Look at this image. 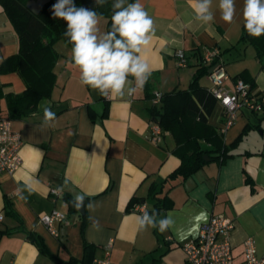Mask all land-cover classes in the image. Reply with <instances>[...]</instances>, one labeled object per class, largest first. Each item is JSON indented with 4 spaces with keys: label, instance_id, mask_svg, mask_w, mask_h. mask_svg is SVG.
<instances>
[{
    "label": "crops",
    "instance_id": "1",
    "mask_svg": "<svg viewBox=\"0 0 264 264\" xmlns=\"http://www.w3.org/2000/svg\"><path fill=\"white\" fill-rule=\"evenodd\" d=\"M141 2L156 29L140 53L152 69L142 91L129 97L126 86L125 97L106 98L83 86L78 69L68 62L72 46L58 39L50 94L33 111L10 118L12 130L22 138V162L13 174L0 173V264H89L103 256L108 244V264H185L182 245L213 214L234 221L231 240L238 259L248 236L257 255L264 256V110L240 109L223 136L229 156L220 162L204 155V163L186 176L174 173L180 158L172 133L163 130L159 142L148 137L155 109L163 102L154 103V93L187 89L207 48L221 52L229 75L223 87L232 89L241 79L264 95V59L258 55V48L264 53V36L241 39L243 0H236L230 24L220 18L219 0H213L215 19L209 24L195 20L189 0ZM103 17L101 31L107 32L108 17ZM18 46L17 33L0 4V65ZM178 49L185 52L186 66L176 63ZM199 83L212 87L208 74ZM24 89L19 73L0 72V117L10 116L9 97ZM219 105L215 121L209 117L218 130L224 118ZM46 106L56 114L54 127L43 123ZM247 175L252 184L246 182ZM51 186L59 195L50 192ZM66 195L83 196L82 213ZM157 198L163 199V206H156ZM137 204L149 212L155 209L158 219L170 213L173 227L164 233L140 230ZM52 210L66 215L55 225L57 236L40 222ZM27 232L38 236L42 250Z\"/></svg>",
    "mask_w": 264,
    "mask_h": 264
},
{
    "label": "trees",
    "instance_id": "2",
    "mask_svg": "<svg viewBox=\"0 0 264 264\" xmlns=\"http://www.w3.org/2000/svg\"><path fill=\"white\" fill-rule=\"evenodd\" d=\"M26 2L27 0H0L19 42L17 52L1 63L0 72H17L25 82L24 91L12 94L8 99L10 114L8 118L28 114L33 111L40 99L50 94L55 81L53 67L58 58L53 45L58 39H63L67 43L64 36L66 23L61 19L52 18L50 12L56 0H49L38 14L30 11ZM75 3L78 7H88L108 17V31H111L114 3L112 0H106L102 7L96 6L95 0H75ZM248 36L244 29L241 39L245 40ZM258 55L264 59V53H260L259 48ZM200 56L202 57V54ZM210 67L211 65H205L200 60L188 88L162 93V105L160 109H155L153 120L159 123L162 130L172 133L176 143L180 164L174 170L175 174L186 176L192 173L204 163V155L216 158L220 162L229 156L228 148L223 142L224 134L209 123L217 100L209 89L199 83L200 78L208 74ZM213 153H217L216 156H213ZM245 180L252 184V179L248 175ZM65 197L71 205L77 203L75 198L69 195ZM162 200L157 198L156 206H163ZM27 236L42 250L43 243L36 234L27 232ZM85 247L87 248V244Z\"/></svg>",
    "mask_w": 264,
    "mask_h": 264
},
{
    "label": "clouds",
    "instance_id": "3",
    "mask_svg": "<svg viewBox=\"0 0 264 264\" xmlns=\"http://www.w3.org/2000/svg\"><path fill=\"white\" fill-rule=\"evenodd\" d=\"M106 0H95L102 7ZM195 20L202 24L214 21L213 0H189ZM126 5V6H125ZM220 18L232 23L236 17V0H219ZM52 18L66 23L64 36L71 44L69 63L79 71V81L83 86L98 91L106 98L132 97L143 90L152 75L149 64L140 53L155 35L153 18L145 10L141 0L127 3L115 0L112 4L111 31H101V13L88 7H78L75 0H56L50 9ZM243 27L254 38L264 36V0H243ZM135 86H132V80ZM44 125L54 127L57 117L50 106L43 108ZM31 192V187L25 184ZM76 208L82 207L83 196L75 197ZM91 207V203L88 205ZM155 209H145L138 217L140 230L155 228L164 233L173 227L171 214L158 219Z\"/></svg>",
    "mask_w": 264,
    "mask_h": 264
},
{
    "label": "built area",
    "instance_id": "4",
    "mask_svg": "<svg viewBox=\"0 0 264 264\" xmlns=\"http://www.w3.org/2000/svg\"><path fill=\"white\" fill-rule=\"evenodd\" d=\"M178 66L188 64L185 52L178 49L175 53ZM201 61L205 65L215 66L208 73L212 82L210 89L216 100L223 106L224 118L219 131L225 133L235 122L237 112L246 108L251 111L264 110V95L253 91L243 80L237 79L232 89L223 87V82L228 80L229 75L220 60V50L216 47L207 48L202 54ZM162 96L161 92H155L154 103H158ZM163 130L158 122L150 121L148 137L154 142L162 139ZM22 145L21 135L12 130L11 120L0 117V173L13 174L21 165L19 149ZM50 192L57 196L59 190L50 187ZM144 204H137L135 210L141 214L145 210ZM0 214V220L2 219ZM66 215L60 211L52 210L40 217V222L54 236L58 235L56 223L61 222ZM234 221L224 214H213L199 229L198 234L182 245L185 264H264V256L256 253L255 241L251 236L242 242L240 259L234 254L231 240ZM110 244L105 246L102 257H95L90 264H108L110 256Z\"/></svg>",
    "mask_w": 264,
    "mask_h": 264
},
{
    "label": "water",
    "instance_id": "5",
    "mask_svg": "<svg viewBox=\"0 0 264 264\" xmlns=\"http://www.w3.org/2000/svg\"><path fill=\"white\" fill-rule=\"evenodd\" d=\"M47 2H49V0H28L27 3H26V6L27 8L32 11L34 14H38L40 9L42 8V6L44 4H46ZM215 66H211L209 69H208V72H211L213 69H214ZM205 159H207L206 156H204ZM82 207L80 208H77L78 211H80L82 213L83 211V205H84V202L82 201Z\"/></svg>",
    "mask_w": 264,
    "mask_h": 264
},
{
    "label": "rangeland",
    "instance_id": "6",
    "mask_svg": "<svg viewBox=\"0 0 264 264\" xmlns=\"http://www.w3.org/2000/svg\"><path fill=\"white\" fill-rule=\"evenodd\" d=\"M219 109H220V105H219V103H217L216 106H215V108H214V110H213V113L210 116L211 122H214L215 121V117H216V115H218V110Z\"/></svg>",
    "mask_w": 264,
    "mask_h": 264
}]
</instances>
